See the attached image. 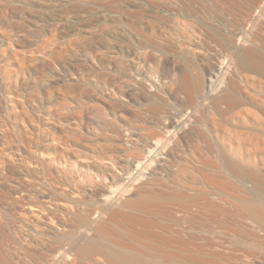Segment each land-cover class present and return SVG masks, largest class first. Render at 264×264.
<instances>
[{"label":"bare ground","instance_id":"obj_1","mask_svg":"<svg viewBox=\"0 0 264 264\" xmlns=\"http://www.w3.org/2000/svg\"><path fill=\"white\" fill-rule=\"evenodd\" d=\"M32 2L0 0V264L264 252V0ZM53 87L76 112L44 111Z\"/></svg>","mask_w":264,"mask_h":264},{"label":"rangeland","instance_id":"obj_2","mask_svg":"<svg viewBox=\"0 0 264 264\" xmlns=\"http://www.w3.org/2000/svg\"><path fill=\"white\" fill-rule=\"evenodd\" d=\"M18 1H20V4H21V8H22V16L23 17H29L30 15H33L32 17H35V16H38L39 15V13H40V8H39V6L38 5H36V4H38V2L37 3H35V2H32V0L31 1H29V0H18ZM41 2L42 1H46V0H40ZM32 4H31V3ZM148 2L147 1H145L144 2V4L147 6L148 4H147ZM29 9V10H28ZM29 13V14H28ZM32 13V14H31ZM146 22H148L147 20H146ZM146 25H145V28H143L144 29V31H146L145 32V34L146 33H148L149 32V28L147 27L148 25H147V23H145ZM137 27V26H136ZM143 27H144V25H143ZM137 28H139V26L137 27ZM136 28V29H137ZM148 30H147V29ZM137 30H139V29H137ZM41 35L43 36V34H40V33H38V31H35V32H33L32 33V36H33V39H35L36 40V38H38L36 41L39 43V45L40 44H43L44 42H45V44L47 45V43L49 44V42H51V38H52V36H51V34H47V35H50L51 36V38L50 37H48V38H50V39H48L47 37H46V41L47 40H49V42H46L45 41V36H43L42 38H41ZM36 37V38H35ZM41 38V39H40ZM43 41V43L42 42H39V41ZM37 43V44H38ZM37 44H36V46H34L33 47V49H34V53H35V51L36 52H38V51H41L42 50V48L44 47V46H46V45H44L43 44V47H41V50H38V48H39V45L37 46ZM51 45V47H53L52 45V43H50L49 45H47L46 47H45V50H46V48H48L49 46ZM148 46V47H147ZM146 47V49H145V51L143 50V52H149V49H151L150 47H149V45H147ZM37 49H36V48ZM51 47H49V48H51ZM149 48V49H148ZM36 49V50H35ZM40 49V48H39ZM43 50H44V48H43ZM48 50H50V49H48ZM29 52V53H28ZM32 52V49H28L27 50V52H26V56H27V54H28V56H27V58L29 57H33V53H31ZM43 52V51H42ZM36 54V53H35ZM41 54V53H40ZM36 56H40V55H35L34 57H36ZM166 58V57H165ZM164 57H163V61H165V63H166V65H167V61H166V59H165ZM143 64H145V65H143ZM169 65V64H168ZM166 66L165 67V65H164V62H163V70L164 71H166V70H168V67L169 66ZM138 68L142 71V73L144 74V76L145 77H147L148 75V78L149 77H152V79L154 78V76H153V73H152V64L151 63H142V64H139V66H138ZM10 69V68H9ZM150 73L152 74V75H150ZM159 73H162V70H160V72ZM148 74V75H147ZM36 75V76H35ZM147 75V76H146ZM29 76L30 75H27L26 76V78L28 77L29 78ZM35 76V77H34ZM143 76V77H144ZM32 79H33V81H37L38 79H40V78H38L39 76H38V74H36V73H34V75H33V77L32 76H30ZM37 78V79H36ZM43 82L44 81H40L39 80V83L40 84H43ZM38 83V82H37ZM54 88V89H53ZM52 88V90L51 89H48L47 91H49V92H46V91H44L43 92V90H42V96H43V103H42V105L44 106H46V107H44V111L47 113V114H51V116L53 115V116H55V113H57L56 111L58 110L57 108L58 107H60V108H62L63 106H65L62 110L65 112H63L62 114L63 115H65V117H66V113H69L70 111H72V112H76L77 111V109H74L72 106H74L73 105V102L72 101H70L71 99H70V97H68V96H70V95H67L65 92H64V90H62V91H60L61 89H59V91H58V88L57 87H53ZM56 88H57V90H56ZM56 92H57V94H56ZM49 93V94H48ZM58 93H61L59 96L62 98L63 97V99H64V101L66 102V104H65V102L62 100V99H59L58 101H56L55 100V98L56 97H58ZM63 93H64V95L65 96H62L63 95ZM49 95V96H48ZM55 96V97H54ZM50 97H51V99H53V97H54V99L53 100H55V102L53 101H51V99H50ZM66 98H67V100L68 101H70V103H69V105L68 106H66L68 103V101L66 100ZM45 99V100H44ZM50 99V101H48ZM100 100H98V101H96L95 103H93V104H90L91 105V108L89 107V105H88V107H89V109L88 110H90V109H92L93 107H102L103 105L105 106V103L104 102H107V96L104 94V96L103 95H101V97L99 98ZM61 100V101H60ZM60 101V102H59ZM57 103V104H56ZM47 104V105H46ZM65 104V105H64ZM50 105V106H49ZM51 105H53V106H51ZM61 105V106H60ZM70 106V107H69ZM74 107H76V105L74 106ZM87 107V108H88ZM45 108H47V109H45ZM72 109H74V111L72 110ZM80 111V112H79ZM78 112L79 113H81V110H80V108L78 109ZM69 114H71V112L69 113ZM69 114H67V116H69ZM76 114V113H75ZM77 115V114H76ZM79 115V114H78ZM47 117L48 116H46V118L45 119H47ZM50 117V116H49ZM53 119H56L55 117L53 118ZM63 123H66V121L64 122V121H62ZM229 128H231V127H229ZM156 130V131H155ZM153 131H154V133H153ZM158 132V129H152V130H149L148 131V134L150 135V133H152L150 136H152V137H156V136H154L156 133ZM158 134V133H157ZM151 137V138H152ZM113 191H115V189L113 190ZM117 196V194H112V195H110V198H115ZM158 230V229H157ZM203 242V243H202ZM199 241V243L198 242H195V244H194V246H192L193 248H195V249H198V247H199V249L202 251V249H203V251H204V253L205 254H208V256H214L215 255V253L217 252L216 251V249L218 250V251H220V254H223L222 255V257H223V264H234L235 262V264H247L248 262H249V260H250V262H252V260H255L256 259V262H258L260 259H262V260H264V252H261V251H258V250H255V249H253V248H250L249 246H237V247H227L226 245L225 246H222V248L221 247H219V245L217 244V245H215L216 243H214L213 245H208L209 243H207V242H204V241ZM196 243H198V244H196ZM211 243H213V242H211ZM210 243V244H211ZM200 244V245H199ZM196 245H199V246H196ZM196 246V247H195ZM201 246H203L205 249H206V252H205V249L203 248V247H201ZM207 246V247H206ZM213 246V247H212ZM216 246H218V248H215ZM191 247V248H192ZM249 247V248H248ZM202 248V249H201ZM208 248V249H207ZM210 248V249H209ZM221 248V249H220ZM230 249L231 248V250H228V249ZM234 248V249H233ZM241 248H242V250H241ZM68 249V246L67 247H65L64 249H63V251H65V250H67ZM212 249V250H211ZM223 249V250H222ZM225 249H226V253L227 254H225V253H223L224 251H225ZM215 252H214V251ZM233 250V251H232ZM248 250V251H247ZM63 251H61V253H59L57 256L58 257H60L61 255H62V253H63ZM210 251H212V252H210ZM229 251V252H228ZM241 251V252H240ZM208 252V253H207ZM230 252H232V253H230ZM238 252V253H237ZM218 253V252H217ZM252 253H253V255H252ZM258 253H260V254H258ZM237 254V255H236ZM217 255V254H216ZM236 255V257H234ZM240 257H239V256ZM254 255H256V256H254ZM229 256H230V258L232 257V258H235L236 260H234V259H232V261L230 260V258H229ZM247 256V257H246ZM225 257V258H224ZM261 257V258H260ZM229 258V259H228ZM240 258V260H238V259ZM248 259V260H247ZM259 259V260H258ZM234 260V261H233ZM238 260V261H237ZM258 260V261H257ZM262 260H261V262H262ZM247 262V263H246ZM249 264V263H248Z\"/></svg>","mask_w":264,"mask_h":264}]
</instances>
